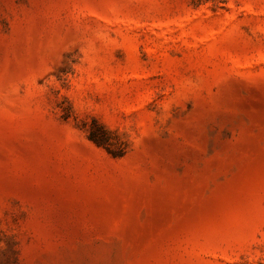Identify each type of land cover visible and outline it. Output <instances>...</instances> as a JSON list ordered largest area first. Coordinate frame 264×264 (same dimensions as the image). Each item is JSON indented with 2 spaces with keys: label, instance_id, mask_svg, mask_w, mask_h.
I'll return each instance as SVG.
<instances>
[{
  "label": "rangeland",
  "instance_id": "374dc122",
  "mask_svg": "<svg viewBox=\"0 0 264 264\" xmlns=\"http://www.w3.org/2000/svg\"><path fill=\"white\" fill-rule=\"evenodd\" d=\"M0 264H264V0H0Z\"/></svg>",
  "mask_w": 264,
  "mask_h": 264
},
{
  "label": "trees",
  "instance_id": "16d2710c",
  "mask_svg": "<svg viewBox=\"0 0 264 264\" xmlns=\"http://www.w3.org/2000/svg\"><path fill=\"white\" fill-rule=\"evenodd\" d=\"M100 127L102 128V131L99 133L96 132L95 130H91L89 138L99 145L107 146L109 143L108 132L103 128V126Z\"/></svg>",
  "mask_w": 264,
  "mask_h": 264
}]
</instances>
